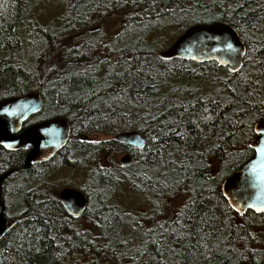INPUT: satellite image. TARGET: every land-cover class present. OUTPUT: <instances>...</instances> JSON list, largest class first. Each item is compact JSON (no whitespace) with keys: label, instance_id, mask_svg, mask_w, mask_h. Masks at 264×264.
I'll return each mask as SVG.
<instances>
[{"label":"trees","instance_id":"trees-1","mask_svg":"<svg viewBox=\"0 0 264 264\" xmlns=\"http://www.w3.org/2000/svg\"><path fill=\"white\" fill-rule=\"evenodd\" d=\"M215 21L245 44L238 71L159 55L165 32L173 41ZM218 70L204 91L198 82ZM29 91L42 102L32 121L63 117L70 132L49 161L14 172L9 193L1 187L16 224L0 264H264V213H237L221 188L254 155L264 114V0H0V101ZM130 129L143 148L114 138ZM92 133L111 137L79 139ZM23 155L0 146V175ZM64 166L90 181L79 218L44 179ZM125 188L151 197L146 213L122 207Z\"/></svg>","mask_w":264,"mask_h":264},{"label":"water","instance_id":"water-1","mask_svg":"<svg viewBox=\"0 0 264 264\" xmlns=\"http://www.w3.org/2000/svg\"><path fill=\"white\" fill-rule=\"evenodd\" d=\"M245 44L238 31L230 24L215 21L197 23L184 29L166 48L159 51L164 59L180 58L193 62L214 61L231 72L238 71L245 55ZM38 91H29L19 96L0 101V146L10 149H29L21 168L28 169L34 163L49 160L67 142L70 124L63 117H52L31 124L20 131L22 123L41 108ZM255 135L249 141L254 155L238 167L222 182V192L237 213L248 210L264 213V114L254 124ZM114 138L135 148H143L145 138L138 130L121 131ZM130 153L123 154L118 162L130 164ZM12 172L0 175L2 181ZM59 199L65 210L79 215L87 204L86 195L73 187H63ZM16 224V219L5 216V207L0 196V239ZM236 264H253L241 261Z\"/></svg>","mask_w":264,"mask_h":264},{"label":"rangeland","instance_id":"rangeland-1","mask_svg":"<svg viewBox=\"0 0 264 264\" xmlns=\"http://www.w3.org/2000/svg\"><path fill=\"white\" fill-rule=\"evenodd\" d=\"M42 10V11H41ZM49 10H53L51 7L50 9H47L46 11L49 12ZM37 12L39 14H46V12L43 10L42 6L37 9ZM174 32H172L173 34ZM164 40H162L160 47H165L169 45L172 42L173 35L167 34V32L164 33ZM170 35V36H168ZM222 71L218 70L216 75H210L206 78L205 81L198 82L202 85H204V91H210L214 88V83H212V79L215 76H221ZM111 137L108 134L104 133H92L89 134L87 139L92 140V141H100L103 139H108ZM121 155L119 154L116 158V161L118 162L119 158ZM76 163V162H75ZM75 167V166H74ZM50 180L54 182V184H57V187H53L54 191H58L66 185H74V186H79L83 182V176H79V172L75 170V168H71L70 166H64L60 168V170H56L55 173H53L52 176H46L44 179L45 180ZM124 191V192H123ZM122 191L121 195L119 196L118 200L121 203L122 207L129 209L131 214L135 217L137 215H140L141 213H146L147 212V203L151 199L150 196L148 195H143L141 193H137L135 191H132L131 189L125 188ZM58 194V193H57ZM182 199H178L176 201L170 202V206L178 205L180 204ZM141 212V213H140Z\"/></svg>","mask_w":264,"mask_h":264},{"label":"flooded vegetation","instance_id":"flooded-vegetation-1","mask_svg":"<svg viewBox=\"0 0 264 264\" xmlns=\"http://www.w3.org/2000/svg\"><path fill=\"white\" fill-rule=\"evenodd\" d=\"M32 116V115H31ZM31 116L30 117H28L23 123H22V126H21V129H20V131H22L24 128H26L27 126H29V125H31V124H34V123H36V122H33L32 121V119H31ZM39 122V121H38ZM130 130H135V129H130ZM87 137H88V135L87 134H85V135H81V136H79V139H81V140H83V141H86V142H99V141H92V140H89V139H87ZM110 138V137H109ZM103 140H107V139H103ZM103 140H100V141H103ZM2 147V146H1ZM4 148V147H3ZM5 149H7V148H5ZM8 150H10V149H8ZM28 150L29 149H18V150H11L12 152L13 151H23V153H24V155H23V160H24V158H25V156H26V153L28 152ZM125 153H128V152H122V153H119L121 156L123 155V154H125ZM118 154V155H119ZM117 155V156H118ZM116 156V157H117ZM53 157V156H52ZM115 157V160L117 159ZM51 159V158H50ZM49 159V160H50ZM106 159V158H105ZM23 160H22V162L20 163V165H18L17 167H14L13 169H9V170H12V172L2 181V183H1V187L2 186H6V193H9V191H11V190H9V186L11 185V184H13V181H10V179H9V177L10 176H12L13 175V173L14 172H20L23 168H21V165H22V163H23ZM49 160H46V161H49ZM46 161H43V162H40V163H45ZM40 163H34V164H40ZM34 164H32V165H34ZM31 165V166H32ZM104 165H106V167L107 168H109V164H107L106 162H104ZM30 166V167H31ZM125 166H127V165H125ZM29 167V168H30ZM85 168H86V166H84ZM28 168V169H29ZM28 169H26V170H28ZM56 170L57 169H54L53 168V170H49L48 171V173H44L43 175H44V177H46V176H52L53 175V173H55L56 172ZM75 170H77L76 168H75ZM8 171V170H7ZM58 171V170H57ZM78 171V170H77ZM6 172V171H5ZM83 175H81V177H82ZM21 178H22V176H18L17 177V179L19 180V181H21ZM26 178H23V181L24 182H22V183H25L26 181ZM49 181H51L50 180V178H49ZM87 181H88V176H87V178H86V175L84 174V176H83V182L79 185V186H72V185H66V186H63V187H73V188H76V189H78V190H80L81 192H83L85 195H86V197H87V204H86V206L88 205V203H89V201H90V197H89V195H88V193H86L85 192V187H86V189H87V187H89V183H90V181L87 183ZM18 182V181H17ZM52 182V181H51ZM8 183H10V185H8ZM86 184H87V186H86ZM91 185V184H90ZM62 187V188H63ZM1 189V188H0ZM60 191V190H59ZM46 193H49V192H46ZM58 194H59V192H58ZM58 199H59V195H58ZM59 201H60V199H59ZM61 203V202H60ZM62 205V204H61ZM63 206V205H62ZM85 206V207H86ZM85 207L83 208V210H82V212L79 214V215H77V216H73V217H75V218H79V217H81L82 215H83V212H84V209H85ZM64 208V207H63ZM65 209V208H64ZM68 213V212H67ZM69 214V213H68ZM71 215V214H70ZM5 216L6 217H11V216H9L8 214H6V208H5ZM14 218V217H13Z\"/></svg>","mask_w":264,"mask_h":264}]
</instances>
